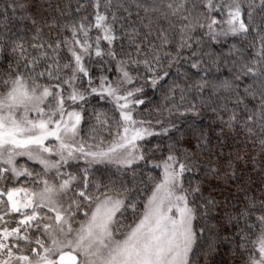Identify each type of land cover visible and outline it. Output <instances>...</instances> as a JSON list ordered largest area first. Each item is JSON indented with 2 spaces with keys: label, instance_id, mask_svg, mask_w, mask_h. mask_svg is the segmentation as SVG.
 <instances>
[{
  "label": "snow or ice",
  "instance_id": "snow-or-ice-1",
  "mask_svg": "<svg viewBox=\"0 0 264 264\" xmlns=\"http://www.w3.org/2000/svg\"><path fill=\"white\" fill-rule=\"evenodd\" d=\"M31 7L8 0L0 9V56L12 57L0 72V264H194L199 241L216 229L210 221L217 202L205 197L201 181L194 179L210 137L193 129L195 144L186 147L190 142L172 120L153 124L134 113L145 102L144 85L157 87L184 58L199 78L188 76L184 86L172 82L169 91L179 88L181 103L169 114L174 109L199 115L206 107L224 126L240 125L256 137L264 153V0L259 5L255 0L190 5L188 0L164 5L93 0L91 20L83 15L65 22L50 41L43 39ZM17 11L24 13L21 21L31 20L34 43L26 45L8 27L9 13ZM169 17L181 21L176 35L170 21L168 28L159 23ZM65 30L70 35H63ZM229 40H247L252 53L236 43L227 55L204 51L209 42L222 46ZM185 50L190 55L182 57ZM228 63L239 75L210 78L209 64L218 69ZM240 76L253 79L245 96L236 89ZM186 90L194 91L198 103L184 102ZM257 91L260 107L249 109L247 94ZM93 100L110 105L114 114L96 108ZM85 125L87 137L81 134ZM170 130L177 137H169L166 153L147 139ZM81 161L84 167L70 163ZM141 163L152 168L144 180L136 171ZM207 163L206 174L220 175ZM72 166L78 174L64 170ZM112 166L131 171L133 179H113L105 172ZM237 190L245 193V203L227 220L234 222L242 264H264V175L259 196L247 195L246 186ZM128 210L132 222L123 224L118 217Z\"/></svg>",
  "mask_w": 264,
  "mask_h": 264
},
{
  "label": "trees",
  "instance_id": "trees-1",
  "mask_svg": "<svg viewBox=\"0 0 264 264\" xmlns=\"http://www.w3.org/2000/svg\"><path fill=\"white\" fill-rule=\"evenodd\" d=\"M18 3L31 4L30 13L37 21V25L42 29V37L45 40L50 41L52 37L60 33V25L65 22H73L78 20L83 15H89V19H92L91 13H93V0H17ZM136 0H129V3H135ZM142 2L148 4H160L178 3L179 0H142ZM197 0H188L189 5ZM259 5L260 0H255ZM8 0H0V9L6 6ZM51 5V6H50ZM59 5V7H57ZM83 6V7H81ZM79 8V11L77 9ZM63 13V15H61ZM11 20L8 27L12 29L15 36L22 37L25 44L34 43L31 39L34 34V27L30 19L21 21L19 17L24 15L17 11L15 14L9 13ZM144 15L143 11L140 13ZM53 19L56 23L52 24ZM135 15L133 20H135ZM219 19V17H218ZM169 21L174 26L170 29L171 34L176 35L178 33L179 25L181 23L178 17H169L168 20L161 19L160 24L165 28H168ZM3 28V25H0ZM155 28V25H154ZM63 35H70L68 31H63ZM95 34V33H93ZM197 35H200V31H197ZM249 40L252 37L248 38ZM126 43V41H125ZM233 43L237 44L238 48L245 49L250 54L252 49L248 48V41L238 42L236 40H229L222 46L217 45L216 42H209L210 47L205 48L204 51H215L217 53L224 52L227 55L229 46ZM118 50V49H117ZM168 51L175 52V48H168ZM195 47L193 51H195ZM31 51V49H29ZM190 52L185 50L182 53V57H187ZM67 58V56H65ZM12 59L10 54L0 56V72L7 69V63L5 61ZM229 60L234 57H228ZM167 64V61H164ZM208 72L211 73L210 78L222 79L227 77L232 79L233 75H239L236 69L231 63L220 64L217 69L216 65L209 64ZM140 71L143 73L144 69L141 67ZM170 75L164 78L163 81L158 82V86L153 88L150 83L144 85V104L137 106L136 113L134 115L137 119H142L147 122L155 124L156 120H160L161 123L167 124L169 120L176 123L177 126L184 132V139L190 143H186V147H190L195 144V140L192 135V130H203L210 137L209 148L205 151V163L201 166V171L194 176L195 180L201 181V189L205 197L211 196L217 202L216 207L212 213L214 219L210 223L216 225V229L213 234L209 235L207 232L203 238L199 241L198 250L194 256V264H242L243 254L236 247L238 241L235 239L236 228L234 222H229L227 216L230 213H234L240 204L245 203V193L238 191V187L244 188L246 186L247 195L259 196V188L261 186V178L264 175V153L261 152L258 140L256 137H249L240 125H235L230 129L224 126L216 115L206 107L200 108L199 115H193L192 113H184L180 115L173 109L171 115L168 109L172 105H179L180 90L176 88L174 92L169 91L172 82L176 81L177 84L184 86L188 76L193 79H198V70L191 67V63L182 58L179 65L173 64L169 69ZM98 75L99 73H94ZM200 75H203L202 73ZM190 84L191 81H188ZM236 89L240 96H245V89L253 85V79L250 76H240L239 80L235 82ZM0 91H4L0 87ZM184 102L191 101L198 103V96L193 92L185 91ZM141 98V97H138ZM249 109L255 107L257 110L260 107V97L258 91L255 95L251 92L247 94L245 100ZM92 104L96 108L108 110L109 114H114L110 110V105L99 104L97 105L95 100ZM87 107V106H86ZM182 111V110H181ZM86 112V119L88 117ZM179 117V119H177ZM227 119V117H225ZM94 119L89 123H94ZM159 127V125H156ZM87 125L84 126V131L81 133L87 137ZM257 134L259 130L257 129ZM169 137L173 140L176 139L177 133L175 130H170L168 134H161L154 137H148L152 144L161 145V150L166 153L167 145L169 143ZM110 139V137H106ZM240 157V158H238ZM159 158V153L155 157ZM216 167L219 170L220 175H213L211 173L206 174V168L209 166ZM231 161L232 167L228 166V162ZM79 167H84V164H79ZM78 174V168H75ZM137 176L140 180H144L146 174L152 171L151 165L147 168L143 163L137 168ZM235 172V176H231L232 172ZM106 174L112 176L113 179L119 181L120 178L131 181L133 179L132 172L120 173L115 166L105 170ZM225 173H228L225 176ZM157 173L153 171V175ZM99 175V173H98ZM128 187H133L132 183L128 184ZM143 197L140 198L137 207H142ZM123 224L132 222L133 216L131 210L124 213L123 217H118ZM203 222H200L202 226ZM227 237V239H226ZM235 249V251H234Z\"/></svg>",
  "mask_w": 264,
  "mask_h": 264
},
{
  "label": "rangeland",
  "instance_id": "rangeland-1",
  "mask_svg": "<svg viewBox=\"0 0 264 264\" xmlns=\"http://www.w3.org/2000/svg\"><path fill=\"white\" fill-rule=\"evenodd\" d=\"M53 158H55V157H53ZM22 162H24V163H28L27 161H26V159H24V160H22ZM71 164H73V165H75L76 163H79V164H84L82 161L81 162H70ZM29 167H32V168H34L36 171H41V168H40V166L38 165V164H36V163H29ZM75 166H72V167H66L64 170L65 171H70V172H76V170H75ZM84 217L81 215V216H79L78 217V219H83Z\"/></svg>",
  "mask_w": 264,
  "mask_h": 264
}]
</instances>
